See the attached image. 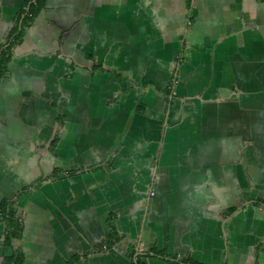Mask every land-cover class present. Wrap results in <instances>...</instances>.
<instances>
[{
    "label": "crops",
    "instance_id": "0c3cea01",
    "mask_svg": "<svg viewBox=\"0 0 264 264\" xmlns=\"http://www.w3.org/2000/svg\"><path fill=\"white\" fill-rule=\"evenodd\" d=\"M28 4L0 0V264H264V0Z\"/></svg>",
    "mask_w": 264,
    "mask_h": 264
},
{
    "label": "trees",
    "instance_id": "16d2710c",
    "mask_svg": "<svg viewBox=\"0 0 264 264\" xmlns=\"http://www.w3.org/2000/svg\"><path fill=\"white\" fill-rule=\"evenodd\" d=\"M42 1L43 0H29V4H28V8L26 11V14L23 18V23L27 24L29 23L34 16L38 13V11L40 10L41 6H42ZM15 33V31L13 32ZM17 38V36H14V41ZM10 48H11V44L5 48L4 50H0V71L2 69L5 68L8 58H9V53H10ZM3 214V211H1ZM6 219L9 221V226L11 228L10 234H9V238H16L19 235V230H20V226H19V222L18 220L13 217V214L11 212L8 211L7 217ZM108 243L112 240L113 238V234L111 233L110 235H108ZM9 243V240H8ZM20 263V258L18 255H12L8 257L7 260V264H19ZM139 264V263H138Z\"/></svg>",
    "mask_w": 264,
    "mask_h": 264
},
{
    "label": "flooded vegetation",
    "instance_id": "af4514ba",
    "mask_svg": "<svg viewBox=\"0 0 264 264\" xmlns=\"http://www.w3.org/2000/svg\"><path fill=\"white\" fill-rule=\"evenodd\" d=\"M27 6H25L24 8H23V14H24V16H25V14H26V11H27Z\"/></svg>",
    "mask_w": 264,
    "mask_h": 264
},
{
    "label": "built area",
    "instance_id": "2783aa9c",
    "mask_svg": "<svg viewBox=\"0 0 264 264\" xmlns=\"http://www.w3.org/2000/svg\"><path fill=\"white\" fill-rule=\"evenodd\" d=\"M143 247H144V244H141V245H140L141 250H143Z\"/></svg>",
    "mask_w": 264,
    "mask_h": 264
}]
</instances>
